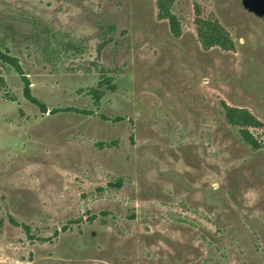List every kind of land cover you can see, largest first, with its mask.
<instances>
[{"label":"rangeland","instance_id":"obj_1","mask_svg":"<svg viewBox=\"0 0 264 264\" xmlns=\"http://www.w3.org/2000/svg\"><path fill=\"white\" fill-rule=\"evenodd\" d=\"M171 12L0 0V264H264V0Z\"/></svg>","mask_w":264,"mask_h":264},{"label":"trees","instance_id":"obj_2","mask_svg":"<svg viewBox=\"0 0 264 264\" xmlns=\"http://www.w3.org/2000/svg\"><path fill=\"white\" fill-rule=\"evenodd\" d=\"M173 0H158V8L160 16L164 19H168L171 24L172 30L178 35L180 32V26L177 17L171 12ZM197 31L200 41L205 47H211L214 45L228 46L231 43V39L227 31L218 22L210 20H203L197 18ZM0 57L4 61L13 62L14 58H11L5 54L0 53ZM14 63V62H13ZM25 77V76H24ZM24 96L32 103L38 105L42 112H46V106L36 97L32 95L31 86L29 80L24 78ZM228 118L231 123L241 126H259L260 122L254 118L247 110L230 108L228 107ZM243 135L249 142H253L254 138L250 134L249 130H244Z\"/></svg>","mask_w":264,"mask_h":264}]
</instances>
